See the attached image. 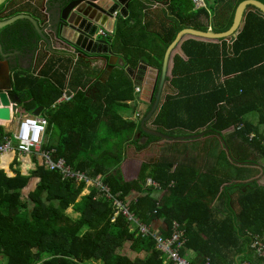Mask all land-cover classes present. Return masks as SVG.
<instances>
[{"label": "trees", "instance_id": "16d2710c", "mask_svg": "<svg viewBox=\"0 0 264 264\" xmlns=\"http://www.w3.org/2000/svg\"><path fill=\"white\" fill-rule=\"evenodd\" d=\"M168 1V18L182 17L184 11L186 15L183 26L169 25L158 29L159 34L152 27V19L144 15L148 5L130 2V13L126 18L120 16L114 35L108 39L124 64L114 66L107 81H101L104 71L93 72L95 79L89 77L90 62L84 57L67 74L69 68L64 60L51 55L38 67V75L23 72L14 75L16 103L24 113L33 115L39 107L50 108L67 82L73 89L90 85L87 91H78L72 100L48 111L49 125L42 150L53 152L54 162L63 160L89 180L100 177L114 198L122 201L141 222L152 225L163 220L167 225L164 235H169L174 221L183 225L187 236L183 254L193 251L196 254L193 264H205L208 260L209 264H261L257 259H264L253 253L251 244L253 236L264 234V185L258 182L264 175L262 12L247 13L240 34L231 44L230 54L224 49L226 39L209 40L222 42L218 68L225 78L221 85L204 92L187 91L176 86L177 76L180 83L186 78H181L184 69L175 67L171 84L178 93L166 98L152 122L168 136L179 138L170 133L176 129L188 131L184 138L202 134L201 139L188 143H163L170 150L168 153L176 145L203 142L208 157L193 154L181 163L169 154L145 163L128 159V147L142 152L162 142L144 133L140 123L122 116L129 102L138 101V95L134 94L136 86L125 69L146 65L158 69L160 78L165 52L180 30L186 28L184 25L206 30V25L214 24V32H223L232 22L236 5L243 0H233L226 14L224 10L218 12V23L223 22L218 26L207 18V8L219 10L216 3L221 0H204L205 6L199 7L193 0ZM183 1H187L188 7ZM19 12L0 14L4 19ZM214 58L217 60L216 55ZM175 59L181 61L178 56ZM181 113L185 114L184 118L180 117ZM250 114L254 117L249 118ZM7 135L0 125V145ZM144 138L147 142L142 144ZM210 139L220 148L216 160L207 142ZM210 155L213 157L209 158ZM200 157L205 158L203 163ZM35 158L36 170L29 176L20 173L17 159L10 166L11 178L0 171V264H91L94 261L164 264L155 239L139 230L131 231L133 222L127 215L119 211L111 221L117 211L112 201L96 188L81 195L84 183L62 180L57 172H50ZM149 178L160 188L148 185ZM32 181H38L36 187L25 190ZM69 207L71 211H67ZM128 243L135 258L120 252Z\"/></svg>", "mask_w": 264, "mask_h": 264}, {"label": "water", "instance_id": "95a60500", "mask_svg": "<svg viewBox=\"0 0 264 264\" xmlns=\"http://www.w3.org/2000/svg\"><path fill=\"white\" fill-rule=\"evenodd\" d=\"M6 1L7 0H0V6ZM130 1L131 0H89L88 2L80 5L79 3H71L67 6L60 5L56 6L58 9L55 11L52 18H50V26H47V23L41 25L39 21L36 20L32 15L22 13L0 21V28L8 26L18 20H26L35 26L38 37L42 43L46 45L49 54H54L56 56L75 57L73 53L75 50L71 49L74 48L88 55H110L109 66L101 78V81L105 82L111 75L114 66L117 63L116 59H118V57L113 53V50L110 47V42L105 41L103 38L97 35V28L88 29L87 26L88 24L97 26L108 21L112 27L115 20L114 14L116 11H119V8H121L119 12L120 15L122 17L127 16ZM32 5L40 10V6L38 4L33 3ZM43 6H45L44 2ZM256 10L262 12L264 15L263 1H241L235 7L230 26L226 30H223V32H214V30L211 29L201 30L192 27L181 29L175 40L168 46L165 52L160 78L158 77V70L150 68L146 65H140L134 70L129 68L126 69V73L131 79H133L136 85L140 86L145 84V89L152 90L150 93V98H146L144 96L141 97L144 101L153 102L150 111L141 121V127L144 133L155 136V138L160 139V142L171 143L193 141L201 138L202 134L186 136V138H172V136L165 135L156 129L149 128L147 125V123L153 118L154 114L160 107L162 92L167 82V75L173 51L179 46V44L182 42V39L187 35L198 37L207 41L226 39L231 43L235 40L237 35L240 34L241 29L245 24L247 13L249 11ZM98 11L100 14H98ZM16 67L17 65L14 66V68ZM6 74L8 77V84L0 86V120L2 121L11 120L8 107L10 104H13L12 111H15V104L17 102V97L13 93L12 81H10L11 77H9V71ZM145 91L144 93H147V91ZM43 110L44 107H39L33 112V115L38 117L41 115ZM140 136L141 135H138V138H140ZM142 141H144V139H142ZM226 152L228 153V150H226Z\"/></svg>", "mask_w": 264, "mask_h": 264}, {"label": "built area", "instance_id": "2783aa9c", "mask_svg": "<svg viewBox=\"0 0 264 264\" xmlns=\"http://www.w3.org/2000/svg\"><path fill=\"white\" fill-rule=\"evenodd\" d=\"M193 1L195 2L196 7L205 6L204 0ZM116 15L117 11L114 16ZM208 29L210 30L211 27L208 26ZM114 32L115 30L113 28L109 29L108 33H105V30L100 28L97 35L109 38ZM90 59H92L91 63L93 68L99 67L102 71L106 70L107 60L104 58H100L98 61H93L94 58ZM89 87L90 85L87 87H78L77 89L65 88L57 98V103L67 102L71 100L75 93L78 91L85 92ZM141 91V87H136L135 94L137 95V93L139 94ZM131 103L133 102H130V104ZM12 106L13 104H10L8 107L11 117V121H8L9 126L12 124L16 113H20V118L13 133L10 132L9 126L4 127L8 135L5 136L0 145V171L5 172L7 177H11L12 175H9L10 166H12L14 160L17 159L20 173L23 176H29L32 171L36 170L34 158L39 157L41 166H45L50 172H57L62 180H73L76 183L88 184L87 187L85 186L86 190H83L81 195L88 194L89 189L91 188H96L106 199L112 201L117 211L111 217V221H114L119 211H122L127 215L129 220L133 222L130 225L131 231L139 230L140 233L151 235L155 239L156 248L161 253L164 264H193L192 260L187 259L183 254L187 243L186 228L183 225L174 221L171 223L169 235L166 236L162 233H157L150 224L141 222L137 216L131 213L129 208L122 201L117 198L115 199L110 193V189L102 184L100 177H97L92 181L84 174L73 171L63 160L54 162L52 159L53 152L42 150L48 127L47 119L41 116L37 117L29 113L21 112L16 104V110L12 111ZM136 117H140V114H137ZM252 138L253 135H251V139ZM13 140L16 142L15 144H13ZM3 163H7L6 168H2ZM148 185L160 188L159 184L154 182L151 178L148 179ZM251 250L257 257L264 259V238L259 234L253 236ZM205 264H209V260ZM243 264L252 263L245 262Z\"/></svg>", "mask_w": 264, "mask_h": 264}, {"label": "crops", "instance_id": "0c3cea01", "mask_svg": "<svg viewBox=\"0 0 264 264\" xmlns=\"http://www.w3.org/2000/svg\"><path fill=\"white\" fill-rule=\"evenodd\" d=\"M26 1H30V3L33 4L32 1H34V0H26ZM35 1H37V0H35ZM169 3H170V1H168V0L167 1H162V2L146 3L148 5V7L146 8V12H144V15L147 16V17H149L148 14H151L150 17H153V16L154 17H157V15L159 14L160 11L164 12V10H167ZM182 3H184V1ZM216 4L217 5H220L219 6V10H218V8L215 11L214 10H211L210 8H207V18L212 23H213V21H215L216 22V26H218V25H222L223 24V22L222 23H218V17H217L218 16V12L221 11V10H224L225 11V14H226V12L229 11L230 7H232L233 0H232V2L230 0H224V1L221 0L218 3H216ZM186 7H188L187 6V1H186ZM206 7H207V2H206ZM183 13L184 14L181 17L182 18V24H177V26H183V22H184V19L183 18L186 15V11H184ZM213 15H215V17H213ZM203 16H201L202 18H200V21L202 23L204 22L202 20L203 19ZM150 17H149V19H152V22L154 23V25L152 27L156 28L155 33L156 34H159L160 28L157 25L156 19L154 17L153 18H150ZM205 20H206V17H205ZM146 21H148V19H146L145 22ZM116 23H118V22L116 20H114V24H113L112 27H114V25ZM184 26L187 27V25H184ZM208 26H210L211 27V30H213L212 26H214V24L213 25H206V27H207L206 29H208ZM113 35H110L109 38L112 37ZM221 43L222 42H220V41H206V40H203V39H200V38H194V37H188V36H186L182 40V42L176 48L174 54L171 57L170 66H169L168 75H167V82H166V84L164 86V89H163V92H162V97H161V101H160V107L158 108V111H156V113L154 114L153 118L147 123V125H148L149 128L158 130V128L155 125H153L152 122L154 121V119L156 118V116L158 115V113L160 112L162 106L164 105V103L166 101V98L168 96H172L173 97V96H175L178 93L177 88L174 85L171 84L172 79L174 78L173 70H174L175 67L177 69V67L179 66V70L180 71L182 69H184L182 71L184 73V75L181 76V78H186L183 83H180L178 80H176L180 76H177V78H175V84L178 87H185V88H187V91H188V89L189 90L191 89L192 92L197 91V90L198 91H201V92H204V91L211 90L212 88H214L216 86L221 85V83L224 80V76L222 75V72L220 70V66L218 68V63L220 62V60L222 58V55H221L222 54L221 53L222 52V45H221ZM231 44L232 43H230L228 40H225L224 49L226 50V52L228 54L231 53ZM56 47H58V46H56ZM110 47L112 48L111 43H110ZM112 50H113V48H112ZM205 51H211L210 53H206V54H213V53L217 52V55L219 54V56L217 57V60L211 61L210 59L204 57L203 54H202V52H205ZM114 54L118 57V59H116L117 60L116 65L122 66L124 64V62L122 61V59L116 53H114ZM52 55H54V54H52ZM192 55H193V57H192ZM92 56H98L100 58H106L107 57L108 59H110V55L107 56V54H94ZM176 56L180 57V59H181L180 62H177L176 61V59H175ZM78 57L79 56H76L75 55V57H72V56H61V57H57L56 56L54 58L63 59L64 60L63 62H65L64 64H67V66L69 68L67 74H70L71 71H72V69L75 68V67H77L78 63L80 62L79 59H78ZM48 60L49 59H44L43 62H41V63L39 62V64L35 67V69H33L34 65H32V66L29 65V67L26 68V70H28V71H25L23 73H32L34 75H38V73H39L38 72V67H42V65L45 64ZM69 60H70V62H69ZM163 61H164V59H163ZM88 65L91 68V70H89V72H90L89 77H93V79H95V76H93V72L94 73H97V72L99 73L102 70L99 69V67L93 68L92 63H88ZM108 66H109V60H107V68H108ZM162 66H163V64H162ZM107 68H106V70H107ZM150 68H153V67H150ZM30 69L33 70V72H30L29 71ZM126 69H128V68H126ZM126 69H125V71H126ZM154 69H156V68H154ZM106 70H104V72ZM156 70H158V69H156ZM201 70H202V72H199L198 73V71H201ZM188 75L195 76V78H193V77L191 78V76L188 77ZM67 78H68V75H67ZM131 80H133V79H131ZM138 82H140V81H138ZM133 83H134V81H133ZM134 85L136 87H141V89H142L141 93H139V94L137 93V95H138V101L137 102H134L133 101V103H131V104L129 102L128 109L123 110L121 112V114L124 117V119L129 120V121H134V122L136 121V122H138V123L141 124V121L144 118L145 113L147 112L148 105L150 104L149 101H144V100H142L141 97L144 96L146 98H150L151 97L150 93L152 92V90L145 89V87H144L145 84L138 86V85H136L134 83ZM12 87H13V85H12ZM136 87H135V91H136ZM65 88L73 89V88H71L68 85V82H67V84L64 85V88L63 89H65ZM145 90L147 91V93H144ZM135 91H134V94H135ZM72 98H71V100H72ZM69 101H67V102H69ZM61 103H64V102L57 103V99H56L52 103V105H51L50 108H45L44 107L43 112L46 109L48 111L49 110L52 111V110L56 109ZM16 105L18 106L17 103H16ZM18 109H19V107H18ZM20 111L23 112V110H20ZM42 113H41V117H43L42 116ZM137 114H140V117L137 118L136 117ZM47 117L44 116V118L47 119L48 125H49V120H48ZM180 117L184 118L185 117V114L184 113H181L180 114ZM0 122H3V121H0ZM1 126H4V125H1ZM158 131L161 132V133H163V134H165L164 132H162V129L161 128ZM176 131H180V132H183L185 134L188 132L187 130L176 129V130L171 131L170 133H174ZM165 135H167V134H165ZM172 138H175V136H172ZM176 138H177V136H176ZM146 142H147V140L144 138V141H142V144H145ZM163 143H166V142L152 144L151 146H149L146 150H144L142 152H136V150H135L134 147H128L127 148L128 149L127 150L128 159L133 160V161L137 160V161H140L142 163H145V160H144L145 159V155L146 154L150 155L152 153V151H154V150H156V155L159 158V152L161 150H163V149L166 148L163 145ZM168 143H171V142H168ZM185 143H188V141L185 142ZM35 159H36V161L39 164H41L39 157L38 158H35ZM6 164L7 163H3L2 166H5ZM8 178H10V177H8ZM151 226L154 229V231L157 232V233H162L163 231H166L167 230L166 223L163 220H161V219H159L156 222H154ZM195 258H196V254L193 251H188V259H190V260L193 261ZM257 260L258 261H261V264H264V260L259 259V258Z\"/></svg>", "mask_w": 264, "mask_h": 264}, {"label": "flooded vegetation", "instance_id": "af4514ba", "mask_svg": "<svg viewBox=\"0 0 264 264\" xmlns=\"http://www.w3.org/2000/svg\"><path fill=\"white\" fill-rule=\"evenodd\" d=\"M88 1L89 0H37V1L34 0L32 1V3L38 4L40 6V10L33 5L34 9L29 11L28 8L30 1L7 0L4 4L0 6V9H2V11L5 13L20 11L19 13L13 16L22 13L24 14L30 13V15H32L36 20H38L41 25L47 23V26H50L51 25L50 18H52L53 14L58 9V7L56 6H60V5L67 6L71 3H79L80 5ZM162 1H167V0H131L130 2L148 3V2H162ZM43 2L45 3V6H43ZM120 10L121 8H119V11H117V15L114 16L117 22H119V18L121 16L119 13ZM2 11H0V13ZM129 13H130V7H128V14ZM163 13L165 14L164 17L169 20V24L163 25V23L159 22L157 17L160 15V13L157 15V17L153 16L156 19L158 27L159 25L162 24V27H159L160 29L169 27L170 24L172 25L182 24L181 17L171 18V19L167 17V14L170 13V7H168L167 10H164ZM98 14H100L99 11ZM183 14L184 13H182V15ZM2 16L3 15L0 14V21L13 17L10 16L3 19ZM87 28L88 29L97 28V33L98 30L102 28L105 30V33H108L109 29L113 28L115 30L117 28V23L114 25V27H111L108 21H106L105 23L99 24L97 26L88 24ZM100 37L103 38L105 41L110 42L108 40L109 39L108 37H104V36H100ZM71 49L75 50L73 53L74 55L79 56L78 59L84 57L90 63L92 60L90 58H94L93 61H98V59H100V57L98 56L87 55L82 53L80 50H76L74 48ZM51 55L52 54L48 53L46 45L42 43V41L38 37L35 26L32 23L24 22V20H22V21H16L8 26H4L0 28V86L8 84V77L6 74L8 71L10 75L9 77H11L10 81H12V85H13V78L16 73L28 71L26 70V68H28L29 65L31 66L34 65L33 69H35V67L39 64L41 59H43L44 57L45 59H49ZM104 59L106 60V58ZM15 65H17L16 68H14ZM29 71L33 72V70L31 69Z\"/></svg>", "mask_w": 264, "mask_h": 264}, {"label": "rangeland", "instance_id": "374dc122", "mask_svg": "<svg viewBox=\"0 0 264 264\" xmlns=\"http://www.w3.org/2000/svg\"><path fill=\"white\" fill-rule=\"evenodd\" d=\"M177 3H178V1H177ZM177 3H176V5H177ZM183 4L186 5V1H184ZM28 9H29V11H31V10L34 9V7H33V5H32L31 3L29 4V8H28ZM175 10H177V9H175ZM159 13H160V15L157 17L158 20H159V22L163 23V25L169 24V20L166 19V18L164 17L165 14H164L162 11H160ZM150 15H151V14H148L149 17H150ZM170 25H172V24H170ZM159 27H162V24L159 25ZM210 52H211V51H205V52H202V54H203L204 57L210 59L211 61H214V60H215V58H214L215 55H216V58H217V52H215V53H213V54H206V53H210ZM44 59H45V57H44L43 59H41L40 63L43 62ZM88 67H89V70H91V68H90L89 65H88ZM145 104H146V103H145ZM19 110H22V109L19 107ZM42 116H45V117L48 116V110H47V109L42 113ZM248 117H249V118H253L254 115H253V114H250V115H248ZM19 118H20V113H16V114L14 115V119H13V121H12V124L9 126V123H8L5 127H8V126H9V130H10V132L13 133V131L16 129V126H17L16 124L18 123ZM6 129H7V128H6ZM173 134H174V135H179V138H184V136H185L184 133H183V132H180V131H176V132H174ZM175 138H176V136H175ZM199 139H201V138H199ZM12 142H13V144L16 143L14 140H13ZM207 142H208L209 146H211V149H210L211 153L214 155V157L210 155L209 158H212V157H213V158H215V160H216V159L218 158L220 148H219V146H218L213 140H211V139H210L209 141L207 140ZM206 147H207V146H205L203 142H202V143H198L197 145H192V144L181 145V144H180V147L176 145V147H175L174 149H172L171 153H168V151H170V150H167L166 148L163 149V150H161V151L159 152V157H160V156H164V155L169 154L170 157H171L175 162H177V163H181V162L184 161V158H186V157L190 158V156L193 155V154H194L195 156H196V155L201 156L202 154H205V156L208 157V154H206V149H205ZM212 149H213V150H212ZM8 158H9V157H8ZM200 158H201V161H202V163H203V161H204L205 158H204V157H200ZM157 159H158V157H157V155H156V150H154V151H152V153H151L150 155L146 154L144 160H145V162H153L154 160H157ZM6 165H7V164H6ZM6 165H5V166H2V168H6ZM9 175H12V173L9 172ZM11 177H12V176H11ZM11 177H10V178H11ZM37 182H38V181H35V182L32 181V183L28 186V189H25V190L30 191V190L34 189V188L36 187ZM258 182H259L261 185H264V175L261 176V177L258 179ZM87 185H88V184H85V183H84V186L87 187ZM84 190H86V188H85ZM67 211H71V208L69 207V208L67 209ZM262 237L264 238V234L262 235ZM120 252H121L122 254H127V255H129L131 258H135V253H134L133 251L130 250V245H129V243L125 246V248L122 249V251L120 250ZM185 256H186V258L188 259V252H187V254H186ZM2 260H3V262H5V258H4V257H2ZM91 264H102V262H100V261H94V262H92Z\"/></svg>", "mask_w": 264, "mask_h": 264}, {"label": "bare ground", "instance_id": "6f19581e", "mask_svg": "<svg viewBox=\"0 0 264 264\" xmlns=\"http://www.w3.org/2000/svg\"><path fill=\"white\" fill-rule=\"evenodd\" d=\"M0 121H2V120H0ZM0 124L6 126L8 124V122L7 121H3V122H0Z\"/></svg>", "mask_w": 264, "mask_h": 264}, {"label": "clouds", "instance_id": "9594fccd", "mask_svg": "<svg viewBox=\"0 0 264 264\" xmlns=\"http://www.w3.org/2000/svg\"><path fill=\"white\" fill-rule=\"evenodd\" d=\"M232 43V42H231ZM225 78V77H224Z\"/></svg>", "mask_w": 264, "mask_h": 264}]
</instances>
